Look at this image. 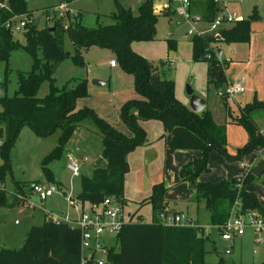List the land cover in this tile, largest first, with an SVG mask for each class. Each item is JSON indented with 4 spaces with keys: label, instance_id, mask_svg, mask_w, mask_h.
I'll return each mask as SVG.
<instances>
[{
    "label": "trees",
    "instance_id": "trees-1",
    "mask_svg": "<svg viewBox=\"0 0 264 264\" xmlns=\"http://www.w3.org/2000/svg\"><path fill=\"white\" fill-rule=\"evenodd\" d=\"M1 1H5L7 7H0V59L7 61L10 51L21 47L31 54L33 61L28 71H16L18 88L15 93L0 96V205L21 202L20 199L9 200L7 189L1 183L10 173L9 152L23 125L27 124L38 136L57 132L56 143L44 155L41 165L43 173L51 180L53 172L47 166L48 161L60 157L76 129L86 119H91L101 131L100 155L105 163L80 175V188L75 198L82 203H92L111 195L124 205L127 203L124 197L127 154L147 140L140 121L159 119L164 127L159 137L167 148L201 151L200 156L182 164L178 171L182 180L193 184L194 198L204 201L209 224L223 223L237 200L241 210L251 209L264 215V204L254 191L246 187L254 176L251 167L230 179L212 181L199 178L208 169L212 149L221 151L228 159H242L252 150L264 148V132L250 115L254 107L264 108V100L253 98L241 108L235 120L244 126L249 138L234 154L229 153L226 149V123L217 122L208 107L193 111L176 98L174 79L164 73L163 64L168 62L167 59L159 66L132 47L134 41L155 39L158 17L169 13L154 10L152 0H141L135 13L120 0H114L116 11L112 13V23H100L97 15L95 26L84 25L78 10L69 24L60 17L53 19L51 29L50 26L39 27L34 20L26 21L22 29L24 42H20L13 38L15 31L4 22L14 14H29L26 0ZM217 9L215 0H206L204 17L212 18ZM257 18L258 13L253 9L247 16L222 27L219 36L207 31L189 38L192 59L206 62V82L220 94L227 114L230 112L225 95V63L217 60L215 49H219L223 42H248L250 22ZM66 34L73 45L69 54H66L64 45ZM166 40L169 48L176 47L175 39L167 37ZM91 45L113 51L116 64L133 77V87L139 96L125 100L119 110L121 119L130 129L128 134L112 126L93 108H76L77 99L88 95L86 77H72L61 86L55 84L53 66L66 57L75 64L85 65L82 51ZM44 79L49 80V90L44 96H38V87ZM166 188L163 180L153 183L149 195L136 201L138 206L151 205L152 218L144 220L135 211L131 213L130 219L116 234L117 245L109 248L101 264H209L205 261L209 249L205 245L202 224L166 225L160 221L159 214L167 206ZM0 264L99 263L93 258L82 263L78 228L45 215L41 224L32 225L27 230L20 246L0 247ZM212 264L229 262L220 256ZM245 264H264V260Z\"/></svg>",
    "mask_w": 264,
    "mask_h": 264
},
{
    "label": "rangeland",
    "instance_id": "rangeland-1",
    "mask_svg": "<svg viewBox=\"0 0 264 264\" xmlns=\"http://www.w3.org/2000/svg\"><path fill=\"white\" fill-rule=\"evenodd\" d=\"M140 1L141 0H120L121 3L125 4L126 6H130L134 13L137 12V4H139ZM61 2L64 3L63 7H56ZM200 3L202 5L201 11H203L205 9L204 3H206V0H200ZM26 5L30 12L29 14H23L22 16H24L28 22H32L38 17L39 27H51L53 19L59 17L62 18L65 24H69V22L73 20V17L78 10L81 12V23L84 25L95 26L97 23V15L98 21L100 23L108 24L114 21L112 13L116 11L114 0H26ZM199 9H201V7ZM168 15H170V18L167 20L166 17ZM168 15L164 14L158 17L156 23L155 39L138 43L140 44L141 52L149 57L154 63L159 64L162 60L164 61L167 57H170V54H172L168 51L172 48L167 46L166 40L168 32H172V35L176 38V42H180L179 52L178 54H175L176 59L178 60L176 65L173 67H168L162 61L164 63V73L170 77L176 75L179 79V83H181L183 89L185 90L186 81L189 79V82H193L191 77L194 75L189 73V65L187 64L190 61L187 59V57L191 53V45L189 42L190 34H188L186 30L188 24L183 18L173 12L169 13ZM245 16H247V14ZM227 25V23L221 24V26ZM207 26L208 24L205 23L201 25L202 28ZM13 38L19 40L20 42H24L22 30L15 31ZM229 43L223 42L222 44H225L226 46ZM241 43L246 44L245 42ZM64 45L66 49H69L70 51L73 50L72 42L67 34L64 38ZM102 49L103 47L101 48L99 46L84 49L82 53L86 59V65L83 66L75 64L69 57L64 58L53 72L55 84L61 86L72 77H82L86 71V67L88 66L87 60L89 61L91 59L93 61V58L97 55L98 51L95 52L92 50ZM32 61L31 54L21 47L12 49L9 53L7 61L0 59V96L13 95L15 93L18 88L16 71H28L32 66ZM201 62L198 63L197 69L194 71L196 75L199 74V79L200 77L202 78L204 74L202 68L203 62L205 61L201 60ZM6 68H8L7 71ZM198 68H201V71H199ZM101 88L107 91L110 87L105 85ZM48 90L49 80L44 79L38 87L37 95L44 96ZM217 93L218 92L213 88V85L210 83L207 84L206 82V96L209 98V101L211 100L213 115L216 121L224 122L225 111L222 106L221 96L218 94L220 96L219 97ZM93 96L95 100L101 101L103 106H105V103H112V100L105 101L104 94L91 93V97H79L76 102V108L80 106H89L93 108V110L98 114L97 110L91 105L93 104ZM138 96L139 95L136 93L134 97ZM214 99L219 101L220 107L213 103L212 100ZM85 102L86 104L83 105ZM111 113L114 114L112 110ZM119 114L120 111L118 113V122L120 123V126L119 124L118 126L122 128L118 129L122 130L126 134L130 133V129L127 127V125L123 121L120 122ZM254 115L259 124L264 126V111L258 109L254 111ZM114 123L115 122H111L110 124L115 127ZM237 124L244 128L241 123ZM56 137V131L46 136H38L27 124H25L21 128L19 136L13 147L10 149L9 160L11 168L10 173L4 179V187L7 189V196L9 200L15 201L16 199H20L21 202L14 205L0 206V247L2 245H10L12 247L20 246L25 238V232L32 225L41 224L43 222V213L45 211L48 213L45 212L44 214L48 216H50V213L54 215H60L61 213H69L70 216L77 215V211L70 204L69 196L71 199H75V194L80 188V175L91 172L92 161L98 154H100L101 131L91 119H86L83 124L78 129H76L70 139H68L61 156L48 161L47 166L53 172L52 179L48 180L42 170V159L44 155L47 154L55 145ZM232 139L233 137L228 142L227 147L229 148H232L233 146ZM179 150L180 149H173V153H168L164 159V164L161 160H159L160 162L153 161L151 164H153L155 167L152 170H149L146 168V166L143 167V175L147 181H156V179L159 180L161 179L162 175L165 177V179L161 180H163L167 186L166 192L169 193L170 191V197H175V195L188 196L195 192L193 184L187 180H182L179 176L178 169H175L174 167L173 161L176 159V152H182ZM66 151L72 152L75 157L80 160H82L84 157H87V160L80 166L79 175H73L71 171L65 166ZM1 160L2 159L0 156V162ZM263 160V147L252 150L243 156L242 159H228L221 151L212 149L209 153L208 169L202 172L201 178L212 181L220 180L222 178L230 179L237 174L239 175L240 173H243V171L247 169L249 163L253 167L255 164L262 162ZM136 163L137 160H133L130 163V168H132V171H135L137 175L139 171ZM158 164H160L161 167H159ZM130 168L128 167L129 170ZM170 170L175 174L173 183L168 181V174L172 175V172H169ZM176 180H181L183 185L176 186L178 184ZM34 182L55 183L59 188L61 186L62 190L64 191L62 192L59 190L53 193V195L47 197L45 200H41L37 194L32 192L31 184ZM186 184H188L189 188L185 187ZM254 185L258 189V191L255 190L256 193H258L257 195L259 197H263L264 199L263 182L260 179L253 180L252 182H249L247 187L253 189ZM20 196L23 198H20ZM196 201L197 204L192 201H188L189 215L190 213L205 209L203 200ZM127 202L128 204L125 206V210L127 211L128 209L129 213L134 212V207L137 203L134 202V200H131V198L127 199ZM143 205L138 206L137 204L135 212L142 213L146 219L152 218L149 217L151 207L145 204V208L142 212L141 208ZM196 205L198 206L196 207ZM133 217L135 218V216ZM186 217L188 216L186 215ZM207 219L208 218H205V220ZM190 220L192 222H196L192 217ZM199 222L204 227L203 235L206 237L205 245L209 249V251L205 254V261H207V263L212 264L216 262L220 256H223L226 262H229V264H239V260L236 258L239 253H241V261L243 262L259 263L261 261L260 258L263 255L262 252L264 251V243L258 246L259 252L254 253L253 249L255 245L252 241V232L250 230H247L242 238L235 239L234 246L230 250L231 253H225L224 250L227 246L224 245H226L227 242L221 239V236H219L216 229L212 228L206 223L201 222V220ZM111 241L114 242V239L112 238ZM214 247L216 249H214ZM257 254L258 256H255ZM232 258H234L236 262H233L231 260Z\"/></svg>",
    "mask_w": 264,
    "mask_h": 264
},
{
    "label": "crops",
    "instance_id": "crops-1",
    "mask_svg": "<svg viewBox=\"0 0 264 264\" xmlns=\"http://www.w3.org/2000/svg\"><path fill=\"white\" fill-rule=\"evenodd\" d=\"M225 4H226L225 7H226L228 13L230 15H232L235 18V20L240 19L242 17H245V15L246 14L248 15L253 9H255L258 13V18L254 19L250 22V30H251L250 40L248 42H245L246 44H243L241 42H239V43L227 42L229 44H227L226 46H225V44L224 45L221 44V46H220L221 57L223 59V62L225 63L224 73H225V77H226V81H227L226 86L231 85V84L238 82V81H240V83L244 86V89L242 91L236 92L235 94H233L232 96H230L228 98V104H229L228 108H229V112H230L229 114L226 113L224 104H223L222 99H221L222 106H223L224 111H225V121L224 122L226 123V149L229 153L234 154L236 152V149L238 147L242 146L245 142H247V140L249 138L246 130L237 124L238 122L235 120V118L237 116H239L241 108L246 103L250 102L253 98H257L258 100H264V0H225ZM123 5H125V4H123ZM205 5H206V3H204V6ZM137 6H138V4H137ZM128 7H130V6H128ZM191 7H192L193 12H196V13L201 12L200 14H204V12H205V9L203 11H201L202 5L200 3V0H192ZM200 7H201V9H199ZM169 16L170 15H168L166 17L167 20L170 18ZM235 20H233V21H235ZM233 21L226 22V23L229 25ZM38 22H39V19H38ZM199 25L201 26L202 23H200ZM222 27H225V26H222ZM190 36H189V38H190ZM167 37L173 38L176 40V38L172 35V32H168ZM138 42L140 43L142 41H134L132 43V47L135 50H137L138 52H140L141 54H143L140 50V44ZM95 46H97V45H91L89 47H95ZM89 47H88V49H89ZM175 48L168 50L169 52L172 53V54H170V57L166 58L168 60V62H166L165 65H167L168 67H173L177 63L178 59H176L175 54H178L179 49H180V42L179 41L176 42ZM93 49H96V48H93ZM66 50L68 52H71L69 49H66ZM92 51H95V52L98 51L97 55L93 58V61L91 59L89 61L87 60L88 66L86 67L85 73L82 75V77H86V79H87L88 96L86 95L85 98L91 97V93L92 94L96 93V94H104L105 101L112 100V103H105V106H103L101 104V101L95 100L94 96H93V98H92L93 104H91V105L97 110L98 114L100 116H102L103 118H105L109 123L115 122L114 123L115 128H117V129L122 128V127H119L120 123L118 122V119H119L118 113L120 110V105L125 100H127L128 98L134 97L136 94L134 87H133V77L131 74L123 71L117 64H115V65L110 64V59H112V58L115 59L114 53L110 49L103 47L102 50H92ZM143 55H145V54H143ZM83 56H84V54H83ZM172 56H174V57H172ZM147 58H149V57H147ZM84 59H85V57H84ZM187 59L190 60L189 63H187L189 65V67H188L189 73L191 75L192 74H194V75H192V77H191L193 79V82H191V81L189 82L188 81L189 79H188L186 81V85L187 84L190 85V87L193 89L194 93L199 94L200 96L204 97L205 98L204 107H208L212 111L213 109L211 107V100L209 101V98L206 96V82H205V80H206L207 64H206V62H203V68L202 69H203V72L205 74V80H204V74H203V77L202 78L200 77V79H199V74L196 75L194 73V71L197 69V65L201 61H194L192 59L191 53L188 55ZM60 62L58 64H60ZM58 64L56 65V67L58 66ZM204 64H205V66H204ZM85 65H86V59H85ZM198 69H199V71H201V68H198ZM185 77H186V75H185ZM93 78L103 80V83L95 84L91 81ZM172 78L174 79V93H175L176 98L180 102H182L183 104H185L186 106H188L190 108L189 96H188L187 92L185 91L186 89L185 90L183 89V87H182L181 83H179V79L176 75H174ZM105 85H108L110 87V88H108L109 90L105 91V90H103V88H101L102 86H105ZM218 94L219 93H217V95ZM212 101L216 106H219V101H217L215 99ZM85 104H86V102L83 105H85ZM258 109L264 111L263 107H254L253 109L250 110V115L255 120L258 127L263 131L264 126L259 124V122L257 121V119L254 115V111H256ZM111 110L114 112V114L111 113ZM212 114H213V111H212ZM122 121L123 120H121V117H120V122H122ZM118 124H119V126H118ZM140 124L145 129L147 140H146V142H144L140 145H137L134 149H132L127 154L128 167L130 168V163L136 159L137 160L136 164H137V168H138L139 173L136 175L135 171H132V168H130V170L128 169L129 171L126 172L125 181H124V197L127 199L131 198V200H134V202L139 201V200L143 199L144 197L148 196L150 191H151L152 184L154 182H157L161 179H165V177L162 175L161 179H159V180L156 179V181H147V179L143 175V167L146 166V168H148L149 170H152L155 167L153 164H151L153 161L160 162L159 160H161L162 163L164 164V159H165L166 155H168V153H173V150L168 149L164 145L163 139L159 137V135L164 131L163 124L159 119L142 120V121H140ZM118 130H120V129H118ZM120 131H122V130H120ZM232 137H233V139H232L233 146H232V148H229V147H227L228 142L230 141V139ZM168 151H172V152H168ZM179 151H182V152H176L177 153V154H175L176 159H174V161H173L175 169H178V170H179L180 166L182 164H184L185 162L191 160L195 156L201 155V151L197 150V149H180ZM67 152H69V151H66L65 155ZM99 155L100 154H98L97 156H99ZM253 157H252V159H253ZM78 160L81 162V165L85 162V161L80 160V159H78ZM93 161H92V163H93ZM261 163H257L254 166H257ZM249 165H250V163H249ZM147 166H149V167H147ZM158 166L161 167L160 164H158ZM251 168H252V165H251ZM245 171L246 170H244L243 173ZM169 172H172V175L168 174V181L170 183H173L174 182L173 179H174L175 174L171 170ZM201 174L199 176L200 179L208 180V179L201 178ZM240 174H242V173H240ZM135 176H136V179H135ZM129 178H130V180H129ZM177 179H179V178H177ZM257 179H260L264 184V172L260 176L254 175L248 181V183L246 184V187L249 184V182H252L253 180H257ZM176 182L178 183L176 186L183 185L181 180H178V181L176 180ZM185 187L189 188L188 184H186ZM60 188H61V186H60ZM60 188H59V190L63 192L64 190H62V188L61 189ZM248 189H250V188H248ZM250 190L254 191V193L256 195L258 194L255 191V190L258 191V189L255 185L253 186V189H250ZM194 194L195 193L188 195V196L175 195V197H170L169 196L170 191H169V193L166 192L165 196L167 199V206H165V207L168 210H171L173 212H181L190 218L192 217L196 222H199L201 220V222L209 225L208 219L205 220V218L209 217L208 211L206 210V208L203 209L202 211L198 210L197 212L190 213V215L188 214V201H192L194 203L197 202L196 199L194 198ZM257 197H258L259 201L262 204H264L263 197H259L258 195H257ZM169 199L172 201H170ZM127 204H128V202L123 205V209L128 214L129 213L128 209H127L128 212L125 210V206ZM146 205H149L151 207L150 204H146ZM0 206H4V205H0ZM144 206H145V204L141 208L142 212L145 208ZM197 206L198 205H196V207ZM134 208L136 210L137 204ZM45 212H47V211H45ZM44 213H43V219L45 217ZM131 213H133V212H130L129 214H131ZM136 214H140L144 220H150L151 219V218L146 219L142 215V213H136ZM149 217H152V208H150ZM212 228H214V227H212ZM247 230H250V229H247ZM250 231L252 232V241L254 243V233L252 230H250ZM245 233L241 236L234 237L231 241L227 242L224 240L225 242H227L226 245H224V246H227V247L229 246L230 250H231L234 246L235 239L236 238H242L245 235ZM263 243H264V241L261 244H263ZM254 245H255V247L253 249V252L258 253L259 252L258 246L260 244L256 245L254 243ZM2 246L12 247L10 245H2ZM227 253H231V251H229ZM262 253H263V255L260 258L261 261L264 260V251ZM255 256H258V254ZM236 258H238L239 264L254 263V262H243V261H241V253H239V255H237ZM231 260L233 262H236L234 260V258H232Z\"/></svg>",
    "mask_w": 264,
    "mask_h": 264
},
{
    "label": "built area",
    "instance_id": "built-area-1",
    "mask_svg": "<svg viewBox=\"0 0 264 264\" xmlns=\"http://www.w3.org/2000/svg\"><path fill=\"white\" fill-rule=\"evenodd\" d=\"M215 1L217 2L218 9L210 19H206L203 14L192 11V0H152V6L156 11L164 13L173 12L183 18L188 24L186 30L190 35H203L209 31L214 36H219L222 27L221 24L231 22L235 18L228 13L225 7V0ZM63 5L64 3L61 2L56 7H63ZM0 7H7L6 2L0 0ZM25 23L26 18L24 16L14 14L5 20L4 25L14 31H20L24 28ZM200 23L208 24V26L202 28L199 25ZM215 56L220 63H223L220 48L215 49ZM110 64L115 65L116 60L113 58L110 59ZM243 89L244 86L238 81L226 86L225 95L229 98ZM82 160L86 161L87 157H84ZM65 166L73 175L80 174L81 162L72 152L66 153ZM249 167L251 165L247 168ZM1 185L4 186V182ZM31 189L41 200H45L53 193L59 191V187L55 183L46 182H34L31 184ZM20 198L23 197L20 196ZM69 200L70 204L77 211L76 216H70L69 213H62L60 215L50 213V216L47 215L46 217L56 221H67L72 226L78 228L80 232L82 263L89 258H93L99 264L103 263L109 248L116 245V234L130 219V214H127L123 209V205L111 195H106L99 202L92 203H82L76 198L74 200L71 199L70 196ZM239 207L240 204L237 200L223 223L209 225L214 227L219 236H221V239L227 242L236 236L243 235L247 229H250L254 233V243L256 245L261 244L264 241V215L251 209L241 210ZM165 210L159 214L160 221L163 224H195V222H192L190 218L181 212L172 213L167 208ZM112 238L114 242L111 241ZM224 251L226 253L229 252L230 247H226Z\"/></svg>",
    "mask_w": 264,
    "mask_h": 264
},
{
    "label": "water",
    "instance_id": "water-1",
    "mask_svg": "<svg viewBox=\"0 0 264 264\" xmlns=\"http://www.w3.org/2000/svg\"><path fill=\"white\" fill-rule=\"evenodd\" d=\"M34 23H38V17L34 19ZM49 28L51 29L52 27H49ZM66 54H69V52L66 51ZM56 65L57 64H55L53 66V70H55ZM91 81L93 83H95V84H101V83H103V80L96 79V78H93ZM186 92H187V94L189 96V106H190V108L193 111H200V110H202L203 107H204V105H205V98L202 97V96H200L199 94L194 93L193 92V89L188 84L186 85ZM103 163H105V159L101 155H99V156H97L94 159V161L92 163V167L93 168L94 167H97L99 165H102ZM251 171H252V173L255 176H260L264 172V161L261 164L252 167L251 168Z\"/></svg>",
    "mask_w": 264,
    "mask_h": 264
}]
</instances>
